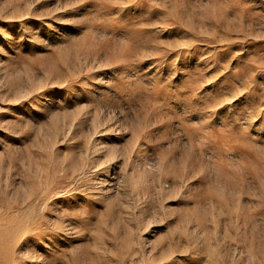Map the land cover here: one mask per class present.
Masks as SVG:
<instances>
[{"label":"rangeland","instance_id":"rangeland-1","mask_svg":"<svg viewBox=\"0 0 264 264\" xmlns=\"http://www.w3.org/2000/svg\"><path fill=\"white\" fill-rule=\"evenodd\" d=\"M0 264H264V0H0Z\"/></svg>","mask_w":264,"mask_h":264}]
</instances>
